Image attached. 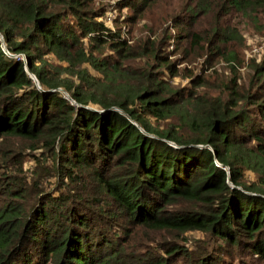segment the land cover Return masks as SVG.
Wrapping results in <instances>:
<instances>
[{
  "label": "trees",
  "instance_id": "obj_1",
  "mask_svg": "<svg viewBox=\"0 0 264 264\" xmlns=\"http://www.w3.org/2000/svg\"><path fill=\"white\" fill-rule=\"evenodd\" d=\"M116 9L111 30L97 0H0V264H264V183L242 181H264V63L168 80L177 51L235 61L228 19L258 25L264 0Z\"/></svg>",
  "mask_w": 264,
  "mask_h": 264
},
{
  "label": "rangeland",
  "instance_id": "obj_2",
  "mask_svg": "<svg viewBox=\"0 0 264 264\" xmlns=\"http://www.w3.org/2000/svg\"><path fill=\"white\" fill-rule=\"evenodd\" d=\"M116 1L117 0H97V4L103 5L105 9L100 20L111 30L116 28V24L114 23L122 21L123 17L127 15V10L116 9ZM228 24L229 26L235 27L241 36L238 46H234V51L237 55L236 60L230 63H226L224 61L218 62L217 60H214L203 65V58L196 57L199 59H196L195 62L184 61L182 53L177 51L173 56L169 57L171 63L175 62L176 70V75L172 79L168 77L172 87H187V76L193 77L201 75L205 77L207 81L213 83V85H222L231 76V67L233 65L235 66V71L239 77H241L243 81H246V77L248 79L252 76L251 67L264 63V21L260 22L258 25H252L239 16L232 15L228 19ZM117 25L121 27L124 32L128 30L126 26L119 25V23ZM167 30H169V28ZM140 31L141 35H145L147 30L141 29ZM162 31H165V27H162V29L159 30V32ZM171 45L172 46L168 47V51H176L174 49V45L172 43ZM20 58L24 59L23 55H20ZM44 59L47 60L49 65L53 67L56 66L63 68L66 66L63 63L56 61V59L51 55L45 56ZM88 70L91 74H93L90 68H88ZM26 71L28 72L29 70L26 69ZM213 90L217 93V89H214L213 86H208L206 91L213 92ZM24 168L27 172H29L33 170V165L31 162H27ZM242 181L245 185H256V187H262V183H264L263 179H259L256 175L249 171L244 173ZM186 236L188 239L185 247L192 252H195L201 245H206V249H210L213 245L212 240H207V238L200 233L186 234ZM240 259V261H243L245 264H252L253 262L252 259L243 256H241Z\"/></svg>",
  "mask_w": 264,
  "mask_h": 264
},
{
  "label": "built area",
  "instance_id": "obj_3",
  "mask_svg": "<svg viewBox=\"0 0 264 264\" xmlns=\"http://www.w3.org/2000/svg\"><path fill=\"white\" fill-rule=\"evenodd\" d=\"M0 41H2L1 38H0ZM18 57L20 58V55ZM23 58H24V56H23ZM21 60H24V59H21ZM65 96H66V99L69 100L71 104H74V102L72 100H70L67 95H65Z\"/></svg>",
  "mask_w": 264,
  "mask_h": 264
},
{
  "label": "water",
  "instance_id": "obj_4",
  "mask_svg": "<svg viewBox=\"0 0 264 264\" xmlns=\"http://www.w3.org/2000/svg\"><path fill=\"white\" fill-rule=\"evenodd\" d=\"M29 76L32 78L33 81H36L32 75H29ZM36 83H37V82H36Z\"/></svg>",
  "mask_w": 264,
  "mask_h": 264
}]
</instances>
